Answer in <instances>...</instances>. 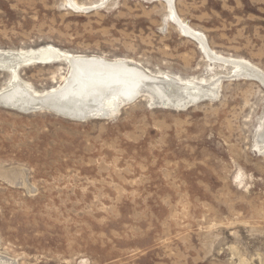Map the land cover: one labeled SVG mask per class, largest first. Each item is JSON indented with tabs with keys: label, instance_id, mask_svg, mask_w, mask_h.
I'll return each instance as SVG.
<instances>
[{
	"label": "rangeland",
	"instance_id": "rangeland-1",
	"mask_svg": "<svg viewBox=\"0 0 264 264\" xmlns=\"http://www.w3.org/2000/svg\"><path fill=\"white\" fill-rule=\"evenodd\" d=\"M167 4L0 0V50L53 45L204 86L222 76L212 100L140 96L87 120L0 103V264H264V83L209 59ZM173 4L215 51L264 72V0ZM69 69L18 75L42 92ZM12 80L0 70V92Z\"/></svg>",
	"mask_w": 264,
	"mask_h": 264
},
{
	"label": "bare ground",
	"instance_id": "bare-ground-1",
	"mask_svg": "<svg viewBox=\"0 0 264 264\" xmlns=\"http://www.w3.org/2000/svg\"><path fill=\"white\" fill-rule=\"evenodd\" d=\"M71 3L74 8L89 7ZM167 3L181 31L191 36L209 59L232 66L233 76L256 78L264 83L261 69L247 59L227 57L215 51L201 31L180 19L173 0H167ZM31 48L0 50V70L13 74L11 86L0 92V103L21 112L50 110L75 120H87L111 116L123 103L140 96H148L153 102L177 108L191 102L212 100L220 94L222 76L204 86L195 76L184 80L169 73H151L125 59L107 60L100 56L74 55L53 45ZM58 62H66L70 71L61 86L52 90L40 92L18 75L24 66ZM263 126L258 138L264 144Z\"/></svg>",
	"mask_w": 264,
	"mask_h": 264
},
{
	"label": "water",
	"instance_id": "water-1",
	"mask_svg": "<svg viewBox=\"0 0 264 264\" xmlns=\"http://www.w3.org/2000/svg\"><path fill=\"white\" fill-rule=\"evenodd\" d=\"M80 119H83V118H80Z\"/></svg>",
	"mask_w": 264,
	"mask_h": 264
}]
</instances>
